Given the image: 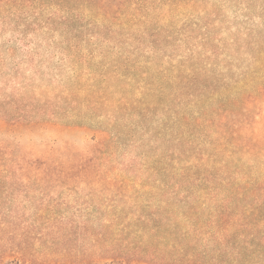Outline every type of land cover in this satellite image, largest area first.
<instances>
[{
	"label": "trees",
	"instance_id": "16d2710c",
	"mask_svg": "<svg viewBox=\"0 0 264 264\" xmlns=\"http://www.w3.org/2000/svg\"><path fill=\"white\" fill-rule=\"evenodd\" d=\"M27 1L0 0V24L17 33L22 26L29 29L37 23L43 27L45 23L47 27L55 24L54 32L61 30L67 48L79 49L86 36L82 17L53 16L43 22L42 14H24L33 6ZM123 1L104 6V12L115 18L119 29L127 30L125 26L131 23L134 28L104 36L91 34L99 40L105 38L104 44L112 47L126 46V53L113 55L106 64L115 73L129 70L130 77L118 76L120 91L105 95L80 89L59 97L56 105L46 101L43 107L31 109L12 99L14 110H0V131L33 136L39 130H63V119L73 120L65 129L79 131L83 128L79 123L82 112L94 118L106 111L104 115L109 118L105 128L84 127L92 134L81 151L66 146L49 151L26 148L31 154L27 158L33 156L27 161L25 156H14L9 145L0 140V154L4 150L11 155L10 160L0 158V176L6 173L27 178L30 185L45 186L59 197H65V192L79 194L81 184L90 186L82 203V195L75 200L77 208L42 191L43 197L34 202L39 204L35 220L41 226L34 227L43 228L49 235V242L43 245L47 250L37 257L25 241L17 243L14 235L10 239L0 237V264L9 258L14 260L12 264H264V183L231 184L219 172L227 168L220 156L230 151L225 148L233 147L235 153L249 156L264 153L263 114L256 120L260 115L257 109L264 104V77H258V69L264 70L263 44L256 49L251 65L239 74L255 76L253 92L249 90L251 83L229 74L231 61L242 62L244 58L240 40L222 46L212 30L200 25L198 28L206 29L193 31L198 43L188 61L179 62L183 66L170 64L174 59L167 55L165 62L170 66L152 70L151 58L163 50V43L169 49L174 35L162 27L139 28L147 24L141 22L148 20L143 14L142 19L133 17L132 21L121 18ZM106 9L115 10L114 15ZM208 42L216 46L207 50ZM132 80L136 84L131 85ZM234 88L241 92L237 97L233 96ZM196 107L200 108L197 115L191 112ZM158 109L163 110L161 115L169 116L172 127L180 123L198 129L207 139L185 141L179 132L169 139L176 145L163 148L160 131L152 127ZM232 116L240 120L231 121ZM211 127L215 129L212 133L208 130ZM141 133V146L148 147L149 152L118 163L120 151L135 146L134 139ZM188 145L192 154L185 150ZM28 166L31 176L26 175ZM114 173L118 175L114 177ZM1 180L0 186L4 184ZM5 186L13 185L6 182ZM105 192L111 196H104ZM141 192L147 198L139 197ZM19 224L16 217L11 227L21 229Z\"/></svg>",
	"mask_w": 264,
	"mask_h": 264
},
{
	"label": "rangeland",
	"instance_id": "374dc122",
	"mask_svg": "<svg viewBox=\"0 0 264 264\" xmlns=\"http://www.w3.org/2000/svg\"><path fill=\"white\" fill-rule=\"evenodd\" d=\"M116 1H27L28 4H33V6L27 9L29 12L24 14L34 16L42 14L44 16L43 22L53 16H64L63 18L82 17L84 19L82 25H86L84 31L86 36L82 37L83 43L80 44L79 49L67 48V43L63 42V37L60 36L61 30L54 32V29H57L55 24H53V27H47L45 23V27H43L37 23V27L31 26L29 29L22 26L21 29L18 28L21 33L13 32L10 26L3 27V24H0V110L2 108L14 110L16 105H14L15 103L11 104L12 99L16 101L17 105L31 109L43 107L46 101L56 105L59 97H65L67 92H75L80 89L105 95H112L116 90L120 91L119 88H121L122 84H119L118 78L123 74H126L127 78L130 77L129 70L115 73L113 70L107 69L106 64L107 60L113 55L121 56L126 53V46L112 47L110 44H104L105 38L99 40V38L91 36V34L104 36L114 31L124 32L134 28L130 22V26H125L127 30L119 29L114 23L115 18L109 17L104 12V6H112ZM123 2L124 4L121 5L123 14L121 18L132 21L131 18L133 17L142 19L141 16L143 14L148 20L144 18L141 22L145 21L147 24L140 25L139 28L145 26L152 29L162 27L174 35L173 41H171L173 45L166 49L163 43L160 47L163 50L157 56L151 58L154 59L153 64H151L152 70L168 68L170 65L165 62L167 55L173 56L174 61H170V64L183 66L179 62L187 60L192 55V50L198 43V41L195 42L192 33L200 25L206 27L207 31L209 29L212 30L215 40L220 42L219 44L222 46L225 42L229 43L233 42V40L239 42L240 40L244 58L242 62L238 60H234L235 62L231 61L233 64L230 66L232 72L229 74L234 79L243 78L247 83H251V89L249 90L253 92L252 83L255 76L239 77V74L243 72L244 68L251 65V59L255 56L258 46L263 44L264 47V0H124ZM106 10L111 16L115 13L113 9ZM118 14L115 16H118ZM206 28H198V32H203ZM24 36L25 39H23ZM215 46L213 43L208 42L206 49L212 50ZM203 53L206 54V50H203ZM147 56L151 55L147 53ZM258 71V77H264V70L258 69ZM133 83L136 84L135 80L130 82L131 85ZM253 84L256 83L254 82ZM239 93H241L240 90L235 89L233 96L237 97ZM167 101L170 102V100ZM25 105L28 107H25ZM199 109L196 107L191 112L197 115ZM257 112L260 113L256 117L258 121L261 119L262 114L264 116V104L259 106ZM22 113H26V111H22ZM155 113L159 115L154 117L156 123L155 125L152 124V127L160 131V138L165 141V147L163 148H173L176 142L173 143L169 139L179 132L181 133L179 135L180 138L185 141L194 140L198 143L207 139L198 129H188L180 123L172 127L173 124L171 121L169 122V116L161 115L163 110L158 109ZM82 114L84 117L80 119L81 122L79 123L83 128L95 130L99 126H102V128L108 126L109 118L104 115L107 114L106 111L100 112L94 118L87 112H82ZM230 120L237 121L240 118L232 116ZM71 121L73 120L63 119L61 121L63 130H39L34 136L21 132L10 134L0 131V140L9 145V148L14 151V156H25V158H27V154L31 155L27 150H32L33 147L49 151V149L55 148L59 150L62 146H66L81 151L88 144V139L86 138L92 133L82 127H80L79 131L69 132L65 128L71 125ZM134 121L136 122L138 119ZM135 130L137 128L134 127L132 132L135 133ZM208 130L210 133L215 131L212 127ZM21 134L22 136H20ZM210 135L212 136V134ZM141 136L142 133L135 137V146L125 149L124 152L123 150L122 152L120 151L118 163H122L125 160H133L140 154L149 152L148 147L141 146L143 144L139 140ZM24 150L26 153H24ZM185 150L192 154L189 151L191 150L189 145L186 146ZM224 150H230L220 154L227 168L219 170V172L225 174L231 184L243 183L247 185L254 180L264 183V153L260 156H249L235 153L233 147L225 148ZM4 152L6 151H1L0 158L10 160L11 155L8 156ZM31 158L33 156L29 159ZM29 159L27 158V161ZM119 167L121 168V165ZM29 168V166L26 168L28 172L25 174L31 176ZM30 169L32 170V168ZM117 175L118 173H114L113 176L116 177ZM0 180L4 183L0 186V194L3 197V204H0V230L3 229L4 231H2L3 234L0 237L10 239L14 235V240L17 243L25 241V245L37 257H41L43 251L47 250L43 245H47L49 242L47 232H44L43 228L39 230V228L34 227H37V225L41 226L35 220V218H38L36 209L39 204L34 202L43 197L42 191L52 194V196L54 195V198L56 200L59 199L63 204L68 202V205L72 208L78 207L79 203H76L75 200L81 197L79 195H82L80 200L82 203L85 196L90 193L89 184H81V187L78 188L80 190L79 194L65 192V197H59L50 190H46L49 188L45 186L39 185L40 187H37L32 184L31 186L28 179L24 177L22 179L11 177V175L5 173L0 176ZM6 182L11 183L13 186L4 187ZM104 196L109 197L111 195L105 192ZM138 196L147 198L146 194L142 192L138 193ZM31 197L34 199L31 200ZM131 203L135 204L133 201ZM134 209L137 208L134 207ZM16 217H18L19 225L22 227L18 225L21 229L16 228L14 230L11 224H14ZM90 224H93V221H90ZM90 226L96 230V226ZM10 231H13V233L9 234ZM79 232L81 231L79 230ZM13 261L12 258H9L5 260L4 264H12ZM32 264L38 263L34 261Z\"/></svg>",
	"mask_w": 264,
	"mask_h": 264
}]
</instances>
